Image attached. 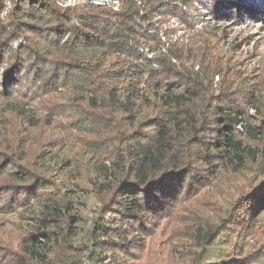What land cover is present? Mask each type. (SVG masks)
Segmentation results:
<instances>
[{
    "label": "trees",
    "instance_id": "1",
    "mask_svg": "<svg viewBox=\"0 0 264 264\" xmlns=\"http://www.w3.org/2000/svg\"><path fill=\"white\" fill-rule=\"evenodd\" d=\"M257 18L264 0H0V264L264 258V69L205 27Z\"/></svg>",
    "mask_w": 264,
    "mask_h": 264
},
{
    "label": "rangeland",
    "instance_id": "2",
    "mask_svg": "<svg viewBox=\"0 0 264 264\" xmlns=\"http://www.w3.org/2000/svg\"><path fill=\"white\" fill-rule=\"evenodd\" d=\"M211 26L214 29L211 32L207 31L209 35H215L214 38L218 47H221L222 52H225V57L230 58V54L235 60L239 61V65L244 70H252L257 72L264 69V21L262 18H257L254 21H249L243 24L231 22L228 19L219 21L212 20L210 24H205V27ZM228 49V50H227ZM228 51V52H226ZM101 202L98 199H87L86 202L80 203L77 208V222L74 225L79 227L77 229V242L84 243V229L89 225L91 218L93 217V210L96 206H99ZM262 238V234L259 232L256 237L249 242L253 247L257 240ZM153 240V239H152ZM160 241V240H159ZM184 240L179 241L176 247H178V255H187L188 251H182ZM220 245L215 247V251L211 252L208 248L206 254L216 255L217 251H221ZM139 264H151L150 258L147 253H144L139 260ZM254 264H264V258L256 261Z\"/></svg>",
    "mask_w": 264,
    "mask_h": 264
}]
</instances>
